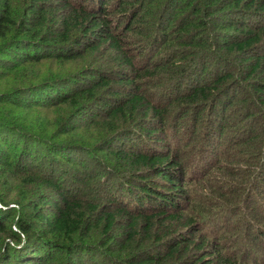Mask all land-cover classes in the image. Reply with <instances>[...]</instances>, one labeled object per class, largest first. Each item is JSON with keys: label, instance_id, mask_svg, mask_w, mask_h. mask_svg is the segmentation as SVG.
<instances>
[{"label": "trees", "instance_id": "trees-1", "mask_svg": "<svg viewBox=\"0 0 264 264\" xmlns=\"http://www.w3.org/2000/svg\"><path fill=\"white\" fill-rule=\"evenodd\" d=\"M0 264H264V0H0Z\"/></svg>", "mask_w": 264, "mask_h": 264}, {"label": "rangeland", "instance_id": "rangeland-1", "mask_svg": "<svg viewBox=\"0 0 264 264\" xmlns=\"http://www.w3.org/2000/svg\"><path fill=\"white\" fill-rule=\"evenodd\" d=\"M80 68V65H70L68 64L67 66H64V67H59L57 65H50V66H43L41 68V70H44V72L47 74L48 72L51 71L52 74H61V75H68L69 73H72V72H75L77 71L78 69ZM37 68H35L33 70V72L36 71ZM40 70V71H41ZM33 72H31L30 70H26L24 72V74H33ZM59 140H61V138H59ZM121 141H124L126 144H129L130 141L128 139H121ZM134 145H136V142L135 143H132ZM141 146H144V145H141ZM98 159H100L98 157ZM101 161H103L102 159H100ZM39 164H42L41 161L37 160ZM219 167V166H218ZM101 173H104V172H101ZM104 175V174H103ZM222 175V176H221ZM219 180H223V173L218 169V168H215L213 169L210 174H208V176L202 180V181H195L194 183H192V190L194 192H197V193H205V194H208L209 191H211V186H212V183H215V182H218ZM45 190V189H44ZM45 193L48 194L50 197H52L53 195L51 194V192L49 190H45ZM18 201H24V197L23 196H19L16 198ZM13 205H11L10 207H12ZM215 209V208H213ZM211 209V211L213 210ZM16 210V208H15ZM20 210V209H19Z\"/></svg>", "mask_w": 264, "mask_h": 264}]
</instances>
